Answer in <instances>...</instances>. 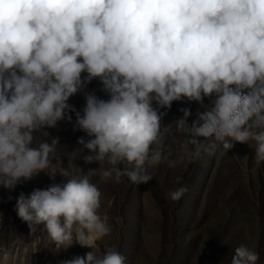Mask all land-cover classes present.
Masks as SVG:
<instances>
[{"label":"clouds","instance_id":"obj_1","mask_svg":"<svg viewBox=\"0 0 264 264\" xmlns=\"http://www.w3.org/2000/svg\"><path fill=\"white\" fill-rule=\"evenodd\" d=\"M94 78L111 98L87 93L76 125L90 137L78 140L89 150L85 162L109 165L102 180H151L148 168L165 159L159 108L183 99H211L191 127L187 108L175 122L190 136L189 159L200 155L198 137L225 150L231 138L254 142L264 162V0H0V185L14 188L50 167L58 141L33 146V133L74 111L67 101ZM186 192L178 187L169 198ZM102 195L82 174L21 193L15 210L58 248L92 249L63 264H127L115 246L93 251L112 230ZM258 261L242 244L231 264Z\"/></svg>","mask_w":264,"mask_h":264},{"label":"rangeland","instance_id":"obj_2","mask_svg":"<svg viewBox=\"0 0 264 264\" xmlns=\"http://www.w3.org/2000/svg\"><path fill=\"white\" fill-rule=\"evenodd\" d=\"M85 75L82 73V77ZM87 93L105 101L111 98L99 78L87 83L67 101L74 111H66L65 118L55 127L33 133V146L42 141H58L50 167L14 188L0 185V245L46 234L40 230L42 226L31 233L28 224L18 217L16 200L21 193L27 196L34 189H46L87 174L103 194L99 211L112 229L93 249L97 256L115 246L127 258V264H231L235 249L243 244L259 254L258 264H264V162L255 160L254 142L226 138L233 147L225 150L220 142L198 137L200 155L189 159L187 151L193 148L188 144L190 136L175 123L183 117L181 109L187 108L191 111L187 118L191 127L205 106L211 105L210 98L205 97L202 102L183 99L172 102L171 108H159L163 113L165 159L148 168L151 180L132 184L126 176L119 183L102 180L100 171L109 165L84 160L89 150L78 140L87 141L90 137L76 125V112L83 115ZM169 161H177L176 166L170 167ZM92 169L96 171L90 172ZM181 186L187 192L179 201H172L169 192ZM65 249L67 258L53 264H63L92 251L76 242Z\"/></svg>","mask_w":264,"mask_h":264},{"label":"built area","instance_id":"obj_3","mask_svg":"<svg viewBox=\"0 0 264 264\" xmlns=\"http://www.w3.org/2000/svg\"><path fill=\"white\" fill-rule=\"evenodd\" d=\"M64 248H58L46 234L28 241L17 238L8 245H0V264H53L55 260L62 263V258H67Z\"/></svg>","mask_w":264,"mask_h":264}]
</instances>
